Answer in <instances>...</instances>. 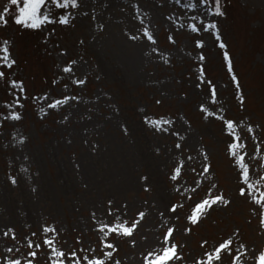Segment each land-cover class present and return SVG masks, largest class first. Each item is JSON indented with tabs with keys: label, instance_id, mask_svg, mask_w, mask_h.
I'll return each instance as SVG.
<instances>
[{
	"label": "rangeland",
	"instance_id": "obj_1",
	"mask_svg": "<svg viewBox=\"0 0 264 264\" xmlns=\"http://www.w3.org/2000/svg\"><path fill=\"white\" fill-rule=\"evenodd\" d=\"M131 3H139L144 11L151 13L154 30H158L157 46L162 51H171V66L144 55L149 50L147 47L126 39V30L128 34H135L134 29L139 27L133 19ZM104 4L105 0H97L95 5L92 0H85L86 9L96 7L102 13V17H97L105 25L102 30L93 26L91 15L78 16L68 26L56 23L34 30L17 24L12 11L7 14L8 23L0 25V41L9 40L13 45L16 76L24 79L30 95L50 90L54 97L61 92L82 97L80 101L70 102L72 108L51 110L46 117L39 114L45 101L26 102L21 121H6L0 126V229L15 230L23 255L28 250L23 237L36 232L33 239L40 242L41 224H55L58 232L63 229L59 243L66 251L94 245L99 254L98 233L93 230L90 212L108 198H114L120 204L126 203L128 219L134 218L138 211L146 212L133 234L134 246L128 238L112 236L118 242L114 256L120 259V264H141V252L154 245L164 231L159 227L158 212L164 211L167 216L165 206L171 202L184 205L177 210L180 231L175 238L185 245V259L177 264H191L189 253L199 255L237 227L243 242L257 247L264 245L259 210L253 213L254 205L237 192L236 172L225 154L221 125L202 119L197 108L200 97L189 78L190 71L194 73L196 69L187 58L189 53L195 56L192 42L196 38L205 39L209 78L227 85L219 89L224 106L230 109L227 115L250 117L259 123L257 135L264 140V0H231L226 15L216 18L246 97L243 111L234 95L222 52L211 35L197 37L190 30L178 29L167 19L175 14L183 20V3L106 0V7H102ZM4 6L11 7L8 0H0V10ZM53 28L55 32L46 37ZM170 31L175 45L167 40ZM81 39L83 44L79 43ZM62 48L67 50L66 54H61ZM70 59L79 61L76 76L82 78L86 74V85L72 84L70 75L61 71ZM57 76L64 79L52 85V79ZM65 83L69 84L67 90L63 89ZM181 93L187 96L182 97ZM161 98L162 103L157 105L155 100ZM4 100L13 103L10 94L0 85V112L6 113ZM69 113V120L63 121L62 116ZM145 113L150 118L164 119H179L183 115L190 122L192 139L199 141L196 147L211 149L210 161L215 167L212 182L231 199L229 206H214L196 225L186 222L185 216L193 201L204 195L207 183L191 193V199L173 190L174 182L168 179L172 160L166 150L175 141L169 135H154L142 122ZM122 123L128 126V134L121 130ZM20 135L27 137L23 144L19 142ZM157 147L159 153L155 151ZM249 151H256L255 159L249 157L251 166L257 172L264 171V143L257 151L249 138ZM186 154L195 160L183 170L182 190L194 187L196 174L188 169L195 167L199 173L202 160L192 149ZM141 175L149 177L148 191L139 180ZM10 176L18 177L16 185L11 184ZM183 227H191V232L183 233ZM201 240L208 241L204 249L200 247ZM13 243L10 237L0 235V255ZM46 252L42 246L35 264H48ZM221 264H230L227 254L223 255Z\"/></svg>",
	"mask_w": 264,
	"mask_h": 264
},
{
	"label": "snow or ice",
	"instance_id": "obj_2",
	"mask_svg": "<svg viewBox=\"0 0 264 264\" xmlns=\"http://www.w3.org/2000/svg\"><path fill=\"white\" fill-rule=\"evenodd\" d=\"M96 3L97 0H92L93 5ZM182 3L181 12L185 18L181 20L173 14L168 16L167 19L173 21L178 29L190 30L197 37H202L206 33L211 35L215 46L222 52L225 69L235 90L234 95L238 98V106L243 111L246 97L234 71L232 57L227 44L222 39V33L216 19L226 15L222 0H174L176 5ZM8 4L11 7L4 6L0 10V25L8 23L7 14L12 11L13 19L17 24L34 30L56 23L68 26L78 16L89 15H91L94 27L101 30L105 27L102 18L97 19L98 15L102 17V13H98L96 7L90 10L86 9L85 0H8ZM130 6L134 10L133 19L138 22L139 27L134 29L135 34H128L126 30V39L141 44L142 47H147L149 50L144 52V55L159 59L165 65L171 66V51L167 49L162 51L157 46L158 30H154L155 25L152 22L151 13L144 11L139 3H131ZM102 7H106V0ZM53 32H55L54 28L52 32L46 33V37L51 36ZM167 40L173 45L176 44L171 31L167 35ZM79 43L83 44V39ZM12 47L13 45L9 40L0 41V85L4 86V91L9 93L13 100V103H9L8 100L3 101L7 112H0V126H4L6 121L14 123L21 121L23 119L22 110L26 102L37 99L45 101V107L39 108V114L46 117L51 110H63L65 106L72 108L73 105L70 102L82 100L80 95H71L64 92L54 97L50 90H45L42 94L30 95L24 79L16 76L17 59L14 56ZM192 48L195 51V56L193 57L189 53L187 58L192 61L196 69L194 73L190 71L189 78L200 97L197 101V108L205 121L213 120L220 123V132L224 137L225 154L230 158V164L236 172L237 192L240 197H244L254 205L253 213H256L257 209L259 210V225L264 230V171H255L249 159L250 156L253 159L256 158V151H249V138L252 141L253 148L257 151L261 150V144L264 143V140H261L257 135L260 124L252 121L250 117L237 118L227 115L230 109H226L224 106L219 91V89L226 88L227 85L219 84L218 81L213 82L209 78V73L206 70L207 44L205 39L196 38L192 42ZM66 51L63 48L60 50L62 55L66 54ZM78 65L79 61L77 59H70L61 71L70 75L72 84L84 86L88 81V76L85 74L82 78H77ZM63 79V76H57L52 79L51 84L57 85ZM63 89H69V84H63ZM181 95L186 97L187 93H181ZM155 103L160 105L162 98L156 99ZM70 114L63 115V121H68ZM142 122L153 131L154 135H169L175 141L172 148L166 150V154L172 160V167L168 169V179L174 182L173 190L175 192L182 196L187 194L186 198L191 199V193L196 192L202 185L207 183L204 188V195L193 201L189 213L185 216L186 222L196 225L209 215L214 206L226 207L231 204L232 201L226 196L224 190L219 188L215 182H212L215 167L210 161L209 153L211 149H206L203 146L196 147L199 141H193L191 124L183 115L179 119H164L159 117L150 118L145 113L142 116ZM120 128L124 134H128L126 124H120ZM26 140V136H19L20 143L23 144ZM188 149L197 151L202 160L199 162V173H197L195 167L188 169V171L196 174V179L193 181L194 187L183 188L182 190L184 184L183 170L186 168V164L195 160L194 156L186 154ZM93 151H95V148H93ZM155 151L159 153L160 148L157 147ZM76 167H79V165L77 164ZM8 179L13 185L18 183V177L16 176H10ZM139 180L143 182L144 190L148 191L149 177L141 175ZM183 207V203L171 202L165 206L167 216L164 211L158 212L159 217H161L159 227H163L164 231L159 234L154 245L141 252V264H177V262L185 259V245L178 243L175 238L176 233L180 231L177 228L179 221L177 210ZM98 212L100 213L99 216L97 215ZM145 216V211H138L134 218L128 219L126 203L120 204L114 198H108L106 202L97 205L91 210L90 219L94 225L93 230L98 233L99 254H97L94 245H89L88 248H73L66 251L59 243L60 232L63 229L61 228L58 232L55 224H41L42 240L40 242L33 239L37 236L36 232H31L23 237L24 244L28 249L26 255H23L20 254V246L17 242L15 230L11 227L0 229V235L6 238L10 237L14 242L4 249L3 255H0V264H35L38 251L42 246L47 249L48 264H120V259L114 256L118 252V242H114L112 236L128 238L134 246L136 241L132 239L133 234L138 230V225ZM182 231L188 234L191 232V227H183ZM79 240L80 237H77L78 242ZM207 244V240H201L200 247L204 249ZM224 254L229 256L230 264H264V245L257 247L243 242L238 227L199 255L192 256L189 253L188 258L191 264H221Z\"/></svg>",
	"mask_w": 264,
	"mask_h": 264
},
{
	"label": "trees",
	"instance_id": "obj_3",
	"mask_svg": "<svg viewBox=\"0 0 264 264\" xmlns=\"http://www.w3.org/2000/svg\"><path fill=\"white\" fill-rule=\"evenodd\" d=\"M229 4H231V0H222L223 10L225 11L228 8Z\"/></svg>",
	"mask_w": 264,
	"mask_h": 264
}]
</instances>
